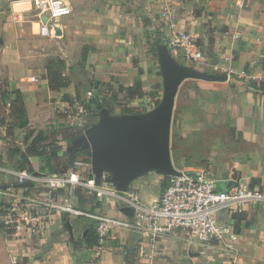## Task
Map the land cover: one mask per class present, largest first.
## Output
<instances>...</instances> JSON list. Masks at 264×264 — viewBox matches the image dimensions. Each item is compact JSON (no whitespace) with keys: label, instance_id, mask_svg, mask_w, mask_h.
I'll return each mask as SVG.
<instances>
[{"label":"crops","instance_id":"obj_1","mask_svg":"<svg viewBox=\"0 0 264 264\" xmlns=\"http://www.w3.org/2000/svg\"><path fill=\"white\" fill-rule=\"evenodd\" d=\"M66 1L72 12L56 21L53 37L43 39H55L64 55L58 58L63 63L69 56L78 59L72 58L71 65L64 63V68L56 70L70 78V85L50 91L45 68L30 69V35L39 37L36 12L30 0H27L28 10L19 13L12 11V0H0V93L19 97L27 122L24 129L15 128L9 137L0 122V191L23 189L16 184L15 171L8 167L15 158L10 160L5 155V147L20 140L17 138H25L28 130L45 131L47 122L55 119L51 110L56 105L78 106L84 82L80 79L81 71L86 72L87 84H106L113 90L118 87L119 92L120 87L139 83L143 92L140 99L150 102L155 95V100L159 94L163 96L160 48L182 66L204 74L226 76L225 81L192 80L200 89L198 96L193 95V87L187 91L191 99L197 100L205 121L229 125L243 141L251 144L249 150L235 153L219 140L214 142L204 164L212 169L220 189L229 188L234 180L250 184L252 179H260L264 185V82L255 79L264 75V0ZM177 32L192 36L194 50L202 58L195 62L184 59L181 51L172 45ZM84 53L85 61H82ZM134 99L138 98L128 100ZM9 103L6 107L2 105V113L9 112ZM180 106L179 110H184L183 119H194L187 106ZM148 112L151 111L140 114ZM38 160L29 159L33 174L47 175L37 171ZM138 179L130 182L128 189L139 183L145 187L152 185L156 196L151 201L161 193L160 180L148 182L146 175ZM100 209L109 216L122 217L114 200L102 202ZM222 222L231 225L239 237L233 264H264V203L234 216L224 214ZM87 223L91 225L86 218L63 215L36 237H28L21 231L13 234L0 230V264H11L12 257V263H16L15 257H28L33 252L41 253V260L34 258L40 264H85V258L87 264H228L230 260L217 257L213 261L209 252L187 246L176 232L149 243L139 233L115 230L100 249L89 247L85 238L74 242L77 230ZM30 240L34 242L33 251ZM43 242L46 245L38 248Z\"/></svg>","mask_w":264,"mask_h":264},{"label":"built area","instance_id":"obj_2","mask_svg":"<svg viewBox=\"0 0 264 264\" xmlns=\"http://www.w3.org/2000/svg\"><path fill=\"white\" fill-rule=\"evenodd\" d=\"M30 3L36 12L37 35L41 38L53 37L56 21L72 12L66 0H30ZM43 17L46 22L42 21ZM172 45L181 51L185 60L195 62L202 58L194 50V39L188 33L177 32L172 37ZM255 79L264 82V75ZM82 108L79 107L80 112ZM59 110L70 112L71 108L62 106ZM177 171V176H163L161 193L149 203H144L136 190L127 188L120 192L109 181L111 172L106 169L101 170L98 180L94 175L91 179L81 178L74 169L59 175H35L28 170L13 172L17 186L30 185L22 187L21 192L0 191V230L13 234L21 231L28 237H36L63 215L83 217L91 222L97 249L107 243L115 230L139 233L149 243L176 232L187 246L209 252L213 261L217 257H229L228 264H233L239 237L231 225L222 222V216H234L248 207L259 206L264 203V192L241 180L232 181L228 190L222 191L215 179L200 167H182ZM79 189L96 199L98 206L92 211H83L74 205ZM109 200H114L115 206L121 209V218L101 211V203Z\"/></svg>","mask_w":264,"mask_h":264},{"label":"water","instance_id":"obj_3","mask_svg":"<svg viewBox=\"0 0 264 264\" xmlns=\"http://www.w3.org/2000/svg\"><path fill=\"white\" fill-rule=\"evenodd\" d=\"M42 21L46 22V17ZM55 31L59 35L57 29ZM159 60L164 86L161 104L151 112L123 118L110 116L104 111L100 121L79 139V147L90 146L96 150L91 159L95 180L99 179L101 170L106 169L111 172L109 181L120 192H125L130 182L150 172L161 176L179 175L170 150L172 118L179 88L187 80H226L224 75L204 74L176 63L164 48L159 49ZM227 189L221 187L222 191Z\"/></svg>","mask_w":264,"mask_h":264},{"label":"trees","instance_id":"obj_4","mask_svg":"<svg viewBox=\"0 0 264 264\" xmlns=\"http://www.w3.org/2000/svg\"><path fill=\"white\" fill-rule=\"evenodd\" d=\"M85 53L82 55V61H85ZM57 63L61 68H64V63L61 60H58ZM48 81V89L50 91H58L61 88L68 87L71 83V80L68 76L63 75L61 71H56L53 73H48L46 75ZM194 82L192 80H187L182 83L179 88V91L175 100V108L173 112L172 125L174 122V117L176 112L181 107L180 105H185L191 111L195 120L201 122V128L197 132V143L192 145L181 144L177 137L171 133L170 136V150H171V160L175 168L180 169L184 168H197L201 167L212 149V145L216 140H219L220 143L231 152H244L250 149L251 144L243 141L240 136L237 134L236 130L229 125L225 124H209L204 120L202 111L197 107L196 101L191 99L187 94V91L191 89ZM119 92H124L128 99L133 98H142L143 92L139 83H136L133 87H120ZM7 93H0V119L1 128L4 130L6 136H11L15 128L24 129L27 125L25 120V111L24 106L21 100H12L9 103V112L6 114L2 113L3 106H7L4 102V99L7 97ZM3 105V106H2ZM98 109L101 110L102 106H98ZM133 115L138 113H127L126 115ZM140 114V113H139ZM92 125L84 126H73L67 129H47L42 130H28L25 133V142L26 150L18 151L17 156L19 157V170H28L31 173H34L30 158L35 157L41 159L42 170L45 174L50 175H59L64 174L70 169H74L73 164L79 160L83 164H91V158L88 160L82 157V154L85 152L83 149H72L69 151L59 150L55 148L53 144L66 143L70 141H76L80 139L87 129ZM68 147V146H67ZM10 156H15L14 152H9ZM81 158V159H80ZM182 163V164H181ZM85 164V163H84ZM92 168V167H91ZM92 169L82 178L91 179ZM249 186L251 188L259 187L258 189L264 192V185H261L260 179H252ZM163 187V185H162ZM220 188V187H219ZM77 204L81 206L86 203L89 204L90 210L92 211L95 207L98 206L96 199L94 197H88L86 191L79 189L76 191ZM91 232V236L88 233L84 234L85 242L89 247H96L97 240Z\"/></svg>","mask_w":264,"mask_h":264},{"label":"rangeland","instance_id":"obj_5","mask_svg":"<svg viewBox=\"0 0 264 264\" xmlns=\"http://www.w3.org/2000/svg\"><path fill=\"white\" fill-rule=\"evenodd\" d=\"M30 51L29 53L31 54V59H30V69L31 70H38L40 67H44L47 74L48 73H53L54 71L59 69V64L57 61L59 60V57H63L64 55L62 54V51L59 52L58 46L55 44V39H43L39 38L31 33L30 35ZM154 54V50H153ZM72 58L78 59V56H69L67 57V65H71L73 63ZM65 63V62H64ZM65 63V64H66ZM82 76L80 77L82 82V91H81V97L80 100L78 101V106H73L71 105L70 112H63L60 111L59 109L62 107V105H56L53 107L51 112L53 113L55 119H51L50 121L47 122V124L44 126V130L47 129H67L73 126H84V125H91V124H96L100 121L101 114L104 111H107L110 116L113 117H118V118H123L127 116V113H141V112H146V111H152L155 107H157L159 104H161L163 100L162 95H158V99H156V95L151 98L150 102L148 100L144 99H134V100H128V98L121 92H118V87L117 89L113 90L112 88H109L108 85H101L96 82H90L89 84L86 83L87 77H86V72L81 71ZM76 73H79V70L76 69ZM80 74V75H81ZM73 77V75H72ZM193 90L192 92L194 93V96L200 95V89L197 87V83H193ZM90 91L91 95H87V93ZM12 100H19V97L14 95V96H7L4 99V102L9 103ZM98 106H102V109L99 110ZM79 107L82 108V112L79 111ZM154 107V108H153ZM85 109V112H84ZM184 111V110H182ZM181 110H178L176 112V115L174 117V122L173 126L171 127V133H173L176 137L177 140L184 145H192L197 143V132L201 128V122L199 120H186L183 119L182 115L183 112ZM50 113V110H49ZM138 114H133V115H138ZM131 115V114H130ZM129 116V115H128ZM93 126V125H92ZM41 130V129H40ZM35 131H37L35 129ZM20 139L16 142L8 144L3 151H5V155L11 160V163H9V168L14 170L15 172L20 171L19 170V157L17 156V152L20 150L19 148H23L26 150V142L24 140V137L17 138ZM15 139V140H17ZM24 140V144H23ZM14 141V140H13ZM22 143V144H21ZM14 144V145H11ZM55 148H59V150H64V151H69L70 148L74 149H83L82 147H79V139L76 141H70V142H64V143H58V144H53ZM68 146V147H67ZM213 146V145H212ZM85 152L82 154L83 158H88L92 159V156L94 155V152L96 150L92 149L90 146L84 148ZM212 150V149H211ZM9 152H14L16 155L15 156H10ZM211 152V151H210ZM210 155V153H209ZM208 155V157H209ZM207 157V159H208ZM81 159V158H80ZM81 160L75 162L73 164L75 170L77 171L79 177H83V175H86L92 167V162L91 164H87L84 162L83 164L80 162ZM39 164L37 171L42 170V161L41 159L38 160ZM42 162V163H41ZM182 164V163H181ZM6 165V164H5ZM7 167V166H6ZM205 171V173L208 175V177L214 179V175L211 172L212 169L208 168L205 164H203L201 167ZM34 171V169H33ZM147 181L154 183L157 180H160L159 183V192L161 191L162 188V183L164 182V179L161 178V175H159L156 172H150L146 174ZM139 180V179H136ZM144 180V179H143ZM130 189L136 190L139 197L144 203L150 202L155 196H156V191L155 188L148 184L147 187L144 185L141 186L139 183L138 186H134ZM76 207L83 211H88L90 210L89 204H82L79 206L78 204H75ZM110 207V205H109ZM108 207V208H109ZM83 218V217H82ZM60 219V218H59ZM53 224V223H52ZM51 224V225H52ZM49 225L48 227H50ZM47 227V228H48ZM91 228L90 223H87V225L82 226L80 229L77 230L76 233V239L74 242H80L82 239H84V234L88 233L89 236H91ZM46 228V230H47ZM63 229V228H62ZM45 230V231H46ZM44 231V232H45ZM65 231V229H64ZM32 240L29 241L31 243ZM33 244L30 245L31 251H33ZM25 245V243H24ZM46 245V242H43V246H39L38 248L42 249ZM26 247V245H25ZM34 249H37V246L34 247ZM22 250H25V248H22ZM20 254H28L24 252H20ZM40 252H33L32 255L27 256H17L15 257L16 263L15 264H40L34 260V258H40ZM44 255V251L42 253ZM14 258V257H12ZM12 258H11V264L12 263ZM7 260V259H6ZM84 263L87 264V259H84ZM5 264H9L8 262H5Z\"/></svg>","mask_w":264,"mask_h":264},{"label":"clouds","instance_id":"obj_6","mask_svg":"<svg viewBox=\"0 0 264 264\" xmlns=\"http://www.w3.org/2000/svg\"><path fill=\"white\" fill-rule=\"evenodd\" d=\"M10 7L13 12L19 13L28 10L29 4L27 0H12Z\"/></svg>","mask_w":264,"mask_h":264}]
</instances>
